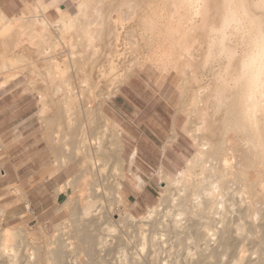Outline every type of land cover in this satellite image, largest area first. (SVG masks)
I'll return each mask as SVG.
<instances>
[{
  "label": "bare ground",
  "instance_id": "bare-ground-1",
  "mask_svg": "<svg viewBox=\"0 0 264 264\" xmlns=\"http://www.w3.org/2000/svg\"><path fill=\"white\" fill-rule=\"evenodd\" d=\"M73 1L74 4L79 6V10H83L84 13L85 10L89 9L87 0ZM62 2L63 0H50L45 3L41 0H37L32 6L29 5L30 7H26L12 18H6L3 14L0 15V23H2L0 24L2 26V30H0V59L2 61V64H0L2 66L0 69L3 75L9 73L12 70L11 67L14 68L12 66L13 62H20L23 56H21V49L23 46H35L34 43L36 41H33V38H39V40L43 42L51 41V44H53L51 46H57L61 43H67L66 45L69 46L68 44L71 43L73 38L71 40L69 39L70 41L68 42L64 41L68 39V29L72 28V26L74 27L76 23L73 22L74 19H71L67 12V7H65ZM99 3L97 2L98 5ZM257 3L258 0H144L141 2L143 7L142 10L141 8L139 9L140 11L138 10L141 12L140 16H136L139 18L138 28H136V30H139L138 35L140 36L139 40L142 42L144 48V57H142L143 60L139 64H136L138 66L140 65V67L145 65L153 66L159 77L171 73H176L180 76L187 70H190L188 82H190V79L196 89L193 90L192 98L189 102L190 109H187V112L185 109L184 110L190 117L195 118L197 121L195 124L192 121L195 125V127H192L194 134L191 135L192 132L190 131L193 142H197L195 154L192 155L193 157L190 158L185 166L178 170L173 177L167 176L162 171L158 172L160 177L158 179V184L162 190L159 201L145 212L146 214L140 219V222L138 221L139 223L142 222V224L143 222H148L146 224L150 222L152 225L150 234H144V232H142V227L145 226V223L140 227L137 226V233L134 231V233H136L134 237L138 238L137 241L140 238V243L138 244L141 246L142 258H140L141 256L138 257L133 251H129L131 249H128V245L124 244V239H122L123 236L121 238L116 237L117 235H121L120 231L118 234V228H122L123 230L125 228V230H128V224L134 222L136 219L134 220V217L130 214L118 215L117 218L114 219L111 211L108 209L113 203L115 207L122 202V194L120 195L122 185L120 184V180L124 179L122 170L123 163L119 160L120 157H116L120 154L122 147L121 144L117 145L119 142V132L114 140L112 137L110 138V136L106 138L107 136L105 137L103 135L106 134L108 126L110 125L107 117L103 114V119L105 120L103 121L105 123L102 121V124L99 120L94 121L95 116L97 117V115L100 114L98 116L100 117L102 115L100 111L101 104H104L105 100H108L114 95L119 85L125 82L127 77L122 78L121 76V78L116 79L117 82L111 85V80L108 82L109 79L107 80V76H110V74H114L110 76L111 78L119 76L112 73L114 70L112 71L111 66V68H108L109 65L108 67L106 66V69L104 67L105 65L103 67L100 65L103 69H106V71L102 70V68L98 71V67H96V72L98 71L97 78L93 80L90 78H93L96 72L93 77L90 76V70L92 69L93 71L94 68L92 67L89 70V79L93 80V82L90 81L92 82L90 83L88 77L86 78L84 76L83 77L88 80L83 82L84 78L80 77L84 74L83 69L76 66L78 70L80 69L79 71L83 73L81 74L79 72V75L81 74L79 77L82 80L80 81L79 78L76 79V81H78V83H87V88L85 84H82V86L84 85L82 88L84 90L86 88L87 92L84 93V90H81L82 88H77V90H81H79L77 94H85L84 96H80L85 98V100L83 98L84 102L86 101L82 103V106L80 103L82 98L79 97V99L77 97V100L73 98L76 96L74 92L77 91L75 90L77 86L75 87V84L72 85L73 83L70 84V81L77 78L74 76V72H77V68L72 67L71 71L74 70V75H72L75 78H72L69 83L67 82L70 84L68 86H72V90L74 88L75 91H72L70 87V89L66 88L68 86L63 82L66 81L64 79H67L64 78L63 75L68 73L66 71H68L69 66L64 63L63 65L68 68L62 67L63 65L60 64L62 62L55 61V58L54 61H47L50 63H47V66H49L46 67V77L48 76L47 78L50 80L48 84L51 85V83L57 82L59 85L58 81L60 80V85H64L67 90H64L63 86L59 87H63V93L64 91H69V93L65 92L67 98L68 96L69 98H64L62 103L61 101L59 103V100H55L58 105H64V109L58 106L56 110L53 108V103L55 101L52 102V96H55V93L52 96L47 93L45 94V92H47L45 90L46 88L43 89L45 90V92L43 91L44 94L39 91L41 93L40 99L43 97L46 98V95H48L47 98H52V101H45L48 102L47 105L51 103L49 108L51 109L52 107L55 111L53 114L56 113L54 116L56 117V121L53 120V122H51L54 117L52 119L44 117L46 121H49V125L46 127H51L50 124L52 123V127L55 123L57 125L59 124L61 128H59V132L63 135L64 127L62 128L60 126L63 124H61L63 117L66 118L64 119V122H66L68 121V116L73 117L75 115L79 120L76 121L77 123L79 122V125L84 121H90V126L94 122H99L100 125L104 123L103 126H99L98 123L95 124L96 126L93 125L96 127L95 130V127H89L88 122L87 124L85 122V124L88 125L86 126L87 128H93L91 131L94 130L91 135L88 136L90 132L89 129H87L88 133L86 134L84 131L85 126H82L83 124L81 125V129L78 125H74L76 123L71 121L72 118H69L70 122H67L69 129H71L69 126H75L79 131L81 129V132H79L80 135L77 130H74V134L80 137L78 140L77 137L68 130L70 132L69 134L75 138H72L75 142L72 145H74L76 149L81 147L80 150H77L80 151L81 155L76 154L77 151L73 153L75 147H72L74 150L72 152L74 155L72 156H76L75 158L80 156L75 159L77 160L75 164L73 162L77 171L75 169L74 176L70 175L72 181H75L78 185L76 186L75 183L70 185L72 181L69 178L71 182L65 181L64 184L66 186L61 184L58 188H65L62 189L63 194L68 196L67 198L69 199L71 194L76 193V197L74 198L76 205L83 204V202L85 205H92L95 201L94 203L91 201L95 200V198H103L102 200L105 202V207H102L103 211L100 214L93 213L89 208L91 205L89 207L81 206L77 211L73 209L72 215L75 218L70 220L69 224L64 223L59 226H54L55 228L51 233H56L58 235L61 232V235L56 236L55 240L51 242L47 240L51 233H47L46 231L40 232V239H42L43 242H35L36 244L34 243L33 245L32 240L36 237H31L30 232H26V230L19 227L0 228V264H161L160 260L163 259L159 258V253L162 249H164L165 254L167 252L168 256L165 257L169 258H167L168 260H166L165 263L162 262L163 264H264V194H262V190H264V73L261 71L258 59L259 51L264 49V8L257 6ZM97 4L95 5L98 6ZM92 9L95 11V8ZM50 10H54L57 16V18L51 22L45 17V14ZM113 11L116 12V10ZM27 14H31V18L34 19V21L29 24L24 22L26 21L24 19ZM120 14L121 13H119V15ZM85 16L86 14H84L83 17ZM51 30H55L56 33L51 34ZM10 31H14L15 33L13 32L14 34L7 35ZM50 37L52 39H50ZM86 38L87 41L90 42V44L87 45H91L92 37L90 32H86ZM36 40L39 41L38 39ZM75 41H72V43L74 44ZM78 43L80 44L75 45L81 46V42ZM75 53L76 52L73 54L75 55ZM8 54H15L17 56H15V58L14 55L8 56ZM73 54L72 57H74ZM50 58L52 57H48V59ZM35 61L30 60L28 64L35 67ZM64 61L68 62L69 60ZM33 67L32 69L34 71ZM114 67L116 66L113 65V68ZM35 70H37V68ZM185 76L186 75L183 77L185 78ZM100 77L106 78L108 82L107 86L103 84L102 86L100 84V81H103ZM69 78L71 79V77ZM62 79L63 81H61ZM113 80L115 81V78ZM186 80H183V90H186V83L188 84ZM72 82L75 83V81ZM88 82L90 86H88ZM97 84L103 87V90L104 88H109L106 92L101 93V97L99 96L100 99L97 98L99 92H92L94 89L95 91L99 90ZM109 85H111L112 88L109 87ZM54 86L57 87V85ZM90 87L92 88L90 89ZM180 87L181 85L178 89H180ZM56 90V93L61 91L60 88H56ZM87 93L89 96L86 95ZM91 95H96L97 97L94 96V98ZM184 96L183 94V97ZM61 97L63 96L61 95ZM189 97L191 96L189 95ZM78 100H80L79 103H76L75 101ZM73 102L76 103L74 108H72V106H74ZM59 108L64 111L66 109L69 113L72 108L75 114L73 113L71 114L72 116H70L67 113L66 115L68 116H66L65 113L67 111L64 112L60 122V116L63 111L59 112ZM46 109L48 111V108ZM38 112L42 117L44 114H49V112L46 113L45 109ZM101 117L96 119L102 120ZM71 122L74 124L72 123V125ZM188 122L191 123L189 119ZM69 123L71 125H69ZM97 127L99 130H103V127L106 131L103 130L104 132L102 131V133H96ZM61 130L63 131L61 132ZM66 130L65 132L68 133ZM45 132L46 131H44V134ZM55 132V137L59 136L60 141L65 140L61 138H64L67 134L62 137L60 134L58 135L56 133L57 136ZM200 132L203 135H206V132H208L209 136L196 137ZM49 133L51 134H46L45 136H49V140H51L52 138L50 137L52 132ZM107 133L109 135L110 131ZM110 134L112 135V133ZM95 135H97V138H95ZM87 136L89 137V146L92 144L91 140L94 142L91 137L95 136L94 139H97V141L99 140V143L106 138L107 140H104L102 144L105 145L106 143V145H110L113 151L109 149L111 152H108V154H114L112 155L116 157L114 159L119 160L121 163L117 164L119 162L116 160H114V162L110 154L109 155L112 157L110 160L114 163L111 164L110 160L108 163V157L110 156L104 153L105 151H109L107 149L108 145H105L106 148H104V150H106L104 152L102 148L105 146L101 148V143L99 144L97 141H95L97 143L96 147V143L95 145L93 143L94 147L92 146V148L94 149L86 147L88 144ZM98 138L103 139L101 140ZM59 139L56 140L58 141ZM108 139H112V141H108ZM47 141L48 140H46V142ZM76 143L77 145H75ZM58 144L60 146V142ZM83 146L86 148L84 149ZM64 147L62 149H64ZM99 147L102 149L103 154L107 156L106 159L108 158V166H110L109 164H111V166L114 164H117V166L119 165V167L121 166L116 169L117 171L115 172L118 174L113 179L111 177L115 172H112L109 176L112 170L107 171L106 168H108V166L106 165V172L104 170L102 174L105 175V173H107V177L111 178L110 180L113 181H110L109 178L107 179L105 177L106 175H101L99 171V169L105 166L104 162H106V159H102V152L99 153L101 150ZM113 147L115 149H113ZM51 148V151L54 152L53 146ZM56 151L57 150L54 152L55 154L51 152L52 156L56 155L53 157H58L59 159L57 158V160H60V156L57 153L58 151ZM74 157L71 158L74 159ZM54 159L57 161L56 158ZM68 159H70L69 156L67 159L63 158V162L61 160L59 161L60 163L56 162V165H54L56 168L54 167V170L57 169L58 164H60V166H58L59 170L65 166V163H70L72 159H70L68 163H64V160ZM91 159L93 162L87 161ZM103 160L105 161L103 162ZM100 161L103 163V166ZM61 162L62 164L64 163V166ZM88 162L90 164L93 163V166H90V164L88 165ZM111 166L109 168H111ZM49 175L51 176L52 173ZM103 176L105 178H103ZM250 176H253L255 179L253 184L248 183L247 179ZM133 179L136 180V184L143 185V181L140 177H135ZM66 182L69 183H67L69 185L68 187ZM236 183L240 185L236 187ZM101 188H103L106 194H108L107 191H111L110 194L112 193V197L109 196L110 194L107 195L112 198H110L111 200L106 197L104 193H101V196L99 194V196H97ZM258 189L261 190V194H259L260 192H256ZM188 190L192 191L191 195H186ZM59 192L61 191L59 190L55 194L57 195ZM68 200L66 202L69 203L70 200ZM186 201L190 202L189 205H186ZM236 203L238 208L235 206ZM233 206L236 207V209H234ZM160 207L163 208L162 214L158 213V211L161 210ZM4 215H6L5 211L0 207V221ZM115 228L118 229H116L117 233H114ZM129 228L131 229V227ZM159 230L162 232V235L158 234ZM123 232L122 234L127 231ZM131 233L129 231V234ZM113 234H117L115 236L117 239L114 238ZM126 235L128 238V232L125 236ZM157 235L161 238H159V236L157 237ZM162 236L164 238H162ZM17 238L19 241L22 239L20 243L23 242V247L22 244H18ZM113 238L115 240H113ZM29 240H31V242H29ZM13 242L22 247V250L16 246L17 244L14 245ZM133 245L136 249L135 244Z\"/></svg>",
  "mask_w": 264,
  "mask_h": 264
},
{
  "label": "rangeland",
  "instance_id": "rangeland-1",
  "mask_svg": "<svg viewBox=\"0 0 264 264\" xmlns=\"http://www.w3.org/2000/svg\"><path fill=\"white\" fill-rule=\"evenodd\" d=\"M91 1V0H90ZM89 0H87V2H88V7H89V9H87V10H85V13L83 12V10L81 11V10H79V6L77 5V4H74V1L73 0H63V2H62V4L65 6V7H67V12H68V14L70 15V17H71V19L73 20V22L74 23H76L75 25H74V27L72 26V28H70V29H68L69 31H68V39H67V41H64V42H68V41H70L72 38H73V40H71V43L70 44H68L69 46H67L66 44L67 43H65V44H58L57 46H51V45H53V44H51V41H49V42H43V41H41V40H39V38H33V41H36L34 44H35V46L34 45H32V46H23L22 47V49H21V56H22V59H24V60H20V62L18 61L17 63L16 62H13L12 63V66L14 67V68H12L11 67V71L9 72V73H5L4 75H3V73H2V71H1V69H0V87H2V86H6V85H8V84H11V83H13V82H15V81H19L20 83H22V88L26 91V92H28L29 94H31L32 96H33V104H32V110H33V118H32V125H34V128H35V130L37 131V136H35V138H36V143L34 144V145H32V147L31 148H29V154L31 155V157H33L35 160H37V163H39V164H43L42 165V169L44 170V172H45V176L43 177V179H45V180H47V177H48V174L50 173V172H52V170H53V168L55 167L56 168V166H54V165H56V162H59L60 160L63 162V158L64 159H67V157L69 156L70 157V159H72V160H70V159H68V160H64V163L65 162H69V160L71 161L70 163H68V164H66L65 163V166H64V163L62 164V162H61V164L64 166L63 168H60L61 170H62V172L60 173L61 175H60V179H59V183H61V184H64V181H72V179H71V176H74L73 174H74V172H75V166L73 165V162H74V164H75V162L77 161V160H75V159H77V158H79V157H77V158H75L74 156H72V155H74L73 153H75L77 150H80V148L81 147H79V149H76V147L74 146V145H72V144H74L75 142H74V136H76L75 134H74V130H77L76 128H75V126L74 127H71V126H69L71 129H69L68 128V121L70 122V120H69V118L71 119L72 118V120L71 121H73V122H75L76 124H74L73 122H71V124L73 123L74 125H78L80 128H81V125L84 127L85 126V132H86V134L88 133V130L87 129H89V127H92L93 125H95V124H99V126H103L104 125V119H103V114H104V116H106L107 117V115H106V112H105V105H106V103H107V101L111 98H109L108 100H105V102H104V104H101V108H100V111H101V113H102V117H101V119L102 120H100V119H96V118H100V117H98L99 115H97V117L95 116V119H94V117H93V119H94V121H98L99 120V122H101V124H102V121L104 122L103 123V125H100V123L99 122H94V123H92V125L90 126V124H89V122L90 121H84V122H82V121H80V122H82V124L81 125H79V122L77 123L76 121L78 120V118L77 117H75V116H73L74 117V119H75V121H74V119H73V117H69L68 115H70V116H72L71 114H73L74 112V110L72 109V108H74L75 107V104L76 103H79V101L80 100H78V101H75L76 103H74L73 105L74 106H72V108H71V112L69 113L66 109H65V111L63 110L64 109V105L63 104H60V105H58L56 102L59 100V103H60V101H61V103L64 101V98H66V99H68L69 98V96H68V98H67V94H65V92H67V93H69V91H64V93L62 92L63 90H62V88L64 87V90H67L66 88H68V89H70V90H72V86L70 87V86H68V85H70V84H72V85H74L75 84V87H76V89L75 90H77V88H79L80 87V89L82 88V87H84V85L82 86V84H85V87H86V84L87 83H83V82H85V80L87 81L90 77H89V70L92 68V67H94L93 68V71H92V69L90 70V72H91V74H90V76L91 77H93L94 76V73L96 72V67H98V71H99V69L100 68H102L104 65V67L107 69V67H108V65H109V67L108 68H111L112 69V73H115V75L116 76H119V77H115L114 76V78H115V81L113 80L114 78H111L110 76L112 75H114V74H110V76H107V80L109 79V81L108 82H110V80H111V85H112V83H114V82H117L116 81V79L117 78H121V76H122V78H125V77H127V80L125 81V82H127L131 77H133V76H135L136 75V73L137 72H139V71H141L142 69H151V70H153L154 71V73H156V75L158 76V74H157V71H156V69L153 67V66H151V65H145V66H141L140 67V65L138 66L137 64H139L142 60H143V58L142 57H144L143 56V54H144V48H143V45H142V42L139 40L140 38V36L138 35V29L136 30V28H138V21H139V18H137L136 16H140V14H141V12H139L140 10V8H141V10H142V7H143V4H141V2H143L144 0H93V1H91L90 2ZM101 1V2H100ZM35 2V1H34ZM33 2V3H34ZM48 2V1H47ZM97 2L99 3H101V5H100V3H99V5L97 4ZM131 2V3H130ZM33 3H31L30 4V6H32L33 5ZM95 4H97L98 6H96ZM29 5H28V7H30ZM78 6V7H77ZM27 7V8H28ZM119 7H120V10H119ZM78 8V9H77ZM92 8H95V11L92 9ZM116 8V9H115ZM93 10V11H92ZM99 10V11H98ZM113 10H116V12L115 11H113ZM139 10V11H138ZM120 11V12H119ZM80 12H81V14H80ZM83 12V13H82ZM96 12V13H95ZM75 13H76V15H75ZM93 13H95V14H93ZM119 13H121L120 15H119ZM80 14V15H79ZM84 14H86V16L85 17H83L84 16ZM131 15V16H130ZM27 17V18H26ZM25 17V19L24 20H26V21H24L25 23H27V24H29V23H31V22H33L34 21V19H32L31 17V14H27V16ZM45 17L48 19V21H53V20H55L56 18H57V16H56V13H55V11L54 10H51V11H49V12H47L46 14H45ZM82 21V22H81ZM96 22V23H95ZM73 23V24H74ZM0 24H2V23H0ZM77 25V26H76ZM76 26V27H75ZM0 30H2V26L0 25ZM1 32V31H0ZM14 31H10V33H8L7 35H9V34H14L13 33ZM51 32V34H53V33H56V31L55 30H51L50 31ZM86 32H90L91 33V45H87V44H90V42H88L87 41V38H86ZM30 33V32H29ZM77 34V35H76ZM83 34V35H82ZM69 35H70V37H69ZM74 35H76V36H74ZM78 36V37H77ZM36 39H38L39 41H37ZM50 39H52L51 37H50ZM70 39V40H69ZM76 40V41H75ZM81 40V41H80ZM86 40V41H85ZM72 41L74 42L75 41V43L73 44L72 43ZM77 42V43H76ZM78 42H81V46H78L80 43H78ZM85 42H87V43H85ZM38 43V44H37ZM44 43V44H43ZM72 44V45H71ZM75 44H78V45H75ZM84 44V45H83ZM67 46V47H66ZM77 46H78V48H77ZM94 46V47H93ZM46 47V48H45ZM55 47V48H54ZM77 49H76V48ZM48 48H50V49H48ZM54 48V49H53ZM69 48V49H68ZM88 48V49H87ZM90 48V49H89ZM39 49V50H38ZM72 50H73V52H72ZM37 51V52H36ZM41 51V52H40ZM68 51V52H67ZM71 52H72V54L74 53V52H76L75 53V55L73 54V56L74 57H72V54H71ZM68 53V54H67ZM16 54V53H15ZM15 54H8V56H12V55H14V57L15 56H17V55H15ZM81 55V56H80ZM36 56H37V58H36ZM69 56V57H68ZM48 57H52V58H50V59H48ZM67 57V58H66ZM1 58V57H0ZM16 58V57H15ZM41 58V59H40ZM44 58V59H43ZM54 58H55V61H57V62H62V63H60V64H64L65 63V65H67V66H69V68L67 67V66H65V65H61L62 67H67L68 68V71H66V72H68L67 74H65V75H63V77L64 78H67V79H64V80H66V81H63V79L61 80V81H63V82H65L66 84L65 85H67L68 87H66L65 88V86L64 85H60V80L58 81L59 82V85H58V83L57 82H55V83H51V85L50 84H48L49 83V79L46 77V75H47V73H46V67H48L47 66V63H49V62H51L50 60H52V61H54ZM72 58V59H71ZM109 58V59H108ZM137 58V59H136ZM35 61V59H36V61H35V67H33L32 65H29L28 64V62L30 61ZM71 59V60H70ZM64 60H69L68 62H65ZM111 60V61H110ZM47 61H49V62H47ZM64 61V62H63ZM45 62V63H44ZM72 62V63H71ZM0 63L2 64V61H1V59H0ZM67 63V64H66ZM114 66H116V67H114L113 68V65ZM137 63V64H136ZM0 64V67L2 66ZM46 64V65H45ZM50 64V63H49ZM103 64V65H102ZM102 67H101V66ZM138 67H137V66ZM30 66H32L33 68H34V71H33V69H32V67H30ZM79 67H81L80 69H83V72H84V74L83 73H81L82 71H79L78 70V68ZM100 66V67H99ZM107 66V67H106ZM111 66V67H110ZM72 67H75V68H77V72L75 71L74 72V70L73 71H71L72 70ZM37 68V70H35ZM75 68H73V69H75ZM30 69V70H29ZM106 69H103L102 68V70H105L106 71ZM110 69V70H111ZM65 70H67V69H65ZM95 70V71H94ZM101 70V69H100ZM109 70V71H110ZM29 71V72H28ZM33 71V72H32ZM36 71V72H35ZM70 71V72H69ZM97 71V72H98ZM108 71V70H107ZM65 72V71H64ZM65 72V73H66ZM73 72H74V74H73ZM79 72L81 73V74H83L82 76H80L79 75ZM97 72L95 73L96 75L93 77V78H90V79H93V80H96L95 78H97ZM119 72V73H118ZM77 73V74H76ZM111 73V72H110ZM117 73V74H116ZM37 74V75H36ZM41 74V75H40ZM75 76V77H77V78H75L73 75ZM119 74V75H118ZM40 75V76H39ZM184 75H186L185 76V78L183 77ZM7 76V77H6ZM37 76V77H36ZM39 76V77H38ZM44 76V77H43ZM73 76V77H72ZM82 78L83 76L84 77H88V79H86V78H84L83 79V82L82 83H78V81H76V79H79L80 77ZM69 77H71V79L69 78ZM109 77V78H108ZM159 77V76H158ZM188 77L190 78V70H187L183 75H178V74H176V73H171V74H169V75H166V76H162V77H159V78H165V79H167V80H169V83H172V85H171V89H172V92H173V96H174V99H175V101L177 102V106H176V111L179 113V114H181V116H182V119H183V122H184V125H186V126H184L183 125V133H184V135L190 140V142H191V145H192V148H193V153H192V155H194L195 154V152H196V143L197 142H193V139H192V137H191V135L192 134H194L193 133V128L192 127H195V122H197L196 120H195V118H193V117H190L189 116V114H187L186 112H187V109H190V106H189V102H190V99L192 98V94H193V90H195L196 88L194 87L195 85L193 84V82L189 79V81L191 82H188ZM72 78L74 79L75 78V80H72ZM80 78V81L82 80ZM101 78V80H103V81H100V84L102 85H106L107 86V81H106V78H102V77H100ZM183 78V79H182ZM89 79V82L90 81H92L93 82V80H90ZM99 79V78H98ZM97 79V80H98ZM104 79H105V82H106V84H105V82H104ZM182 79V80H181ZM187 79V80H186ZM70 80H72V81H75V83L74 82H72V81H70ZM100 80V79H99ZM112 80H113V82H112ZM186 80V82H188V84L186 83V86H185V89L186 90H183L182 89V86H183V83H184V81ZM45 81V82H44ZM69 81H70V84H68L69 83ZM119 81V80H118ZM68 82V83H67ZM89 82H88V86H90L89 85ZM92 82H90V83H92ZM102 82V83H101ZM125 82H122L121 84L123 85ZM182 83V84H181ZM99 84V83H98ZM97 84V85H98ZM99 84V85H100ZM110 84V83H109ZM121 84L119 85V87L121 86ZM48 85V86H47ZM54 85H57V87H55ZM80 85V86H79ZM98 85V87H99V90H96L95 91V89H94V91H92V92H99L98 93V97L96 96V95H94V96H96L98 99H100V95H101V93H103V92H106V90L107 89H109V88H104V90H103V87H101V86H99ZM102 85V86H103ZM111 85H109V87H111L112 88V86ZM181 85V87H180V89H178V87ZM194 85V86H193ZM50 86V87H49ZM59 86H63L62 88L61 87H59ZM52 87V88H51ZM70 87V88H69ZM101 87V88H100ZM119 87H118V89H119ZM194 87V88H193ZM46 88V89H45ZM56 88H60L61 89V91L60 90H58V91H60V92H57L56 93ZM87 88V87H86ZM86 88H85V90L82 88L81 90H84L83 92L85 93V92H87L86 91ZM92 87H90V89H91ZM95 88H97V87H95ZM43 89H45L47 92H45V90H43ZM48 89V90H47ZM80 89H78L77 91H75L74 90V88H73V90L75 91L74 93H76L74 96L75 97H73V98H75L74 100H77L81 95L82 96H84L85 94H81L80 95V93L79 94H77L78 92H79V90ZM88 89H89V87H88ZM101 89H102V91H101ZM117 89V90H118ZM191 89V90H190ZM52 90H53V92H52ZM54 90H55V92H54ZM72 90V91H73ZM80 90V91H81ZM42 92L43 93V91L45 92V94L47 93L48 95L50 94L51 96L52 95H54V93H55V96H52L53 97V101L51 100V99H49V98H47L48 97V95H46L45 97L46 98H39L40 96H41V93L40 92ZM39 92V93H38ZM117 92V91H116ZM116 92L114 93V94H116ZM60 93V94H59ZM94 93H92V94H94ZM44 94V93H43ZM182 94V95H181ZM183 94L185 95L184 97H183ZM187 94V95H186ZM61 95L63 96V97H61ZM78 95V96H77ZM87 96H89L88 95V93L86 94ZM189 95L191 96V97H189ZM43 96V95H42ZM92 97H94L93 95H91ZM90 96V97H91ZM100 96V97H99ZM114 96V95H113ZM78 97V98H77ZM80 98H82V97H80ZM79 98V99H80ZM84 98V97H83ZM83 98H82V101H80V103L82 104L84 101H83ZM95 98V97H94ZM96 98V99H97ZM184 98V99H183ZM65 99V100H66ZM86 99H87V97H86ZM48 100V102H49V100H51L52 102H54L55 100H57V101H55L54 103H53V108L54 109H56L57 110V107L58 106H61L63 109H60L59 110V112H62L61 114V119H60V122H61V120H62V116L64 115V112H66L65 113V115L68 113V115H66V116H68V121H66V122H64V119H66L65 117H63V121L61 122V124L63 125H60L62 128H63V130H61V132L63 131V135H65V134H67V135H65V137L64 138H61V139H65V140H62V141H60V139H59V134H60V136H62L63 137V135H62V133H60L59 131H60V127H59V124L57 125L56 123L54 124V126L52 127V124H50L51 125V127L49 128V127H46L47 125H49V121H46L45 119L47 118V117H49V119H52L55 115H56V113H54L53 114V112H55L54 111V109L51 107V109L49 108L50 107V104L51 103H49V105H47L48 104V102H46V101ZM84 100H85V98H84ZM97 101H99V100H97ZM45 103V105H44V103ZM86 102V101H85ZM84 102V103H85ZM181 102V103H180ZM183 102V103H182ZM185 102V103H184ZM43 103V104H42ZM56 103V104H55ZM99 103V102H98ZM80 104V105H81ZM186 104V105H185ZM78 105V104H77ZM184 105V106H183ZM45 106V107H44ZM46 106H48V107H46ZM82 106H83V104H82ZM56 107V108H55ZM77 107V106H76ZM40 108H42V109H45L46 110V113H48L49 112V114H44L43 115V117L40 115V113L38 112V111H41L42 109H40ZM46 108H48V111H47V109ZM181 108H182V110H181ZM186 110V112H185V110ZM52 111V112H51ZM50 112H51V114H50ZM75 114V113H74ZM45 115H47V116H45ZM51 116V117H50ZM42 117V118H41ZM44 117H46V118H44ZM56 117H54V119H52V121L51 122H53V120H55L56 121V119H55ZM192 120H191V119ZM49 119H47V120H49ZM188 119H189V121L192 123H189L188 122ZM45 120V121H44ZM107 120H109L108 122H109V126H108V131H110V133H112V135L109 133V135H108V131L106 132V134L105 135H103V136H107L106 138H108V136H110V138L112 137V139L114 140L117 136H118V134H119V142H118V138H117V145L119 144H121L120 142H121V137H120V129H119V127L115 124V122H113L111 119H109L108 117H107ZM54 121V122H55ZM58 121V120H57ZM79 121V120H78ZM112 121V122H111ZM194 122V124H193V122ZM45 122H48V123H45ZM50 122V123H51ZM59 122V121H58ZM85 122H86V124H87V122H88V124H89V127L87 128L86 126H88V125H86L85 124ZM187 122V123H186ZM91 123V122H90ZM65 124V125H64ZM70 123H69V125H71ZM72 124V125H73ZM55 125H57V126H55ZM67 125V126H66ZM192 125V126H191ZM45 126V127H44ZM96 126V125H95ZM95 126H93V128L95 127ZM188 129H186V128ZM49 128V129H48ZM60 128V129H59ZM66 128H67V130H66ZM73 128H75V129H73ZM78 128V127H77ZM93 128H91V129H89L90 130V134L88 133V136L89 135H91V133L94 131H91ZM192 128V129H191ZM51 129V130H50ZM82 129V128H81ZM81 129H80V131L79 130H77V132L79 133V132H81ZM95 130H96V127L94 128ZM102 129L104 130V131H106L103 127H102ZM110 129V130H109ZM117 129V130H116ZM191 129V130H190ZM195 129V128H194ZM56 132H55V131ZM65 130L66 131H68V130H70V132H71V134L73 133V135L74 136H72V135H70L69 133V131H68V133H66L65 132ZM73 130V131H72ZM87 130V131H86ZM99 130V128L97 127V131ZM103 130H99L98 132L97 131H95L96 133H102V131ZM112 130V131H111ZM114 130V131H113ZM44 131H46L45 132V134H44ZM52 132V135H51V137L50 138H54L52 141L51 140H49V136H45L46 134H48V135H50L51 133H49V132ZM103 131V132H104ZM186 131V132H185ZM190 131L192 132L191 133V135H190ZM54 132H55V134L58 136V137H55V135H54ZM114 132V133H113ZM116 132V133H115ZM119 132V133H118ZM189 132V133H188ZM95 133V134H96ZM118 133V134H117ZM201 132L196 136V137H207V136H209V134H208V132H206V135H203V134H201ZM205 134V133H204ZM54 135V136H53ZM70 135V136H69ZM79 135H80V133H79ZM78 135V136H79ZM102 135H101V137H102ZM45 136V137H44ZM78 136H76L77 137V140L80 138V137H78ZM87 136V137H88ZM96 136V137H95ZM94 137L95 138H97V135H95ZM47 137V138H46ZM94 137H91L93 140H94V142H92V140H91V146H89L90 144H89V137L87 138V142H88V144H87V142H86V144H87V146L86 147H89L90 149L92 148V146L94 147V145H95V141H97V139L95 140L94 139ZM100 137V136H99ZM114 137V138H113ZM191 137V138H190ZM72 138H74V139H72ZM106 138H104V140L106 141L107 139ZM56 139H59L58 141L56 140ZM98 139H101V138H98ZM103 139V138H102ZM101 139V140H102ZM112 139H108V141H112ZM46 140H48L47 142H46ZM57 142H56V141ZM77 140H75V141H77ZM104 140L102 141L103 143H104ZM197 141V140H196ZM60 142V146H59V143ZM62 142H64V143H62ZM102 142H100L101 143V145H99L100 143H99V140L97 141V143H99L98 145L99 146H101V148L103 147V146H105L106 145V143H105V145H103L102 144ZM49 143H54V144H49ZM58 145H57V144ZM78 143H79V141H78ZM93 143H94V145H93ZM97 143H96V145H95V147L97 146ZM107 143H110V142H107ZM193 143H195V144H193ZM55 144H56V148H55ZM62 144V145H61ZM65 144V145H64ZM67 144V145H66ZM72 145V146H71ZM75 145H77V143L75 144ZM108 145V144H107ZM106 145V146H107ZM0 146H2V149L0 150V162L3 160V159H5V158H8L7 156H8V153H7V151H6V148H5V146H4V144H2V143H0ZM53 146V149H54V152H55V150H57L56 152L59 154V156H60V160H57V158L58 157H53V156H56V155H53L52 156V153L51 152H53V151H51L52 150V147ZM57 146H58V148H57ZM65 146V147H64ZM70 146H71V148H70ZM80 146H82V145H80ZM106 146L105 147H103L102 149H103V152L106 150H104V148H106ZM64 147V149H62ZM72 147H75L74 148V150H73V148ZM84 147V149L86 148L85 146H83ZM82 147V148H83ZM68 148V149H67ZM100 148V147H99ZM100 148V149H101ZM92 149H94V148H92ZM102 149L100 150V152L99 153H101L102 152ZM107 149L109 150H112V147L110 146V145H108V147H107ZM113 149H115L114 147H113ZM105 151L104 153H106V154H108V152H111V151ZM60 151V152H59ZM74 151V152H73ZM113 151V150H112ZM53 152V153H54ZM73 152V153H72ZM103 152H102V154H103ZM60 153H61V155L62 156H64V157H62L61 155H60ZM66 153V154H65ZM81 153H83V152H81ZM55 154V153H54ZM76 154H78V155H81L80 154V151H77V153ZM75 154V155H76ZM110 154V153H109ZM108 154V156H112V155H114V154H110L109 155ZM120 155V156H119ZM118 156H116L117 158L118 157H120V161L123 163V160H122V158H121V151H120V154H119ZM58 156V155H57ZM102 156V155H101ZM108 157L107 159H108V163H109V160H110V158L112 159V157H113V161L114 160H116V159H114V158H116V157H114V156H112V157ZM71 157H74V159L73 158H71ZM103 158L102 159H106V155L105 154H103V156H102ZM105 157V158H104ZM193 156H191V158H192ZM54 158H56V160L57 161H55V159ZM59 159V158H58ZM102 159H100V160H102ZM107 159H106V162H104L105 160H103V162H104V167H102L101 169H99V171H100V173H101V175H104V174H102L103 172H104V170H105V172H106V169H107V171H110V170H112L111 172H110V174H109V176L112 174V172L114 173L115 171H117L116 169H118V168H120L119 167V165L117 166V164H120L121 162L119 161V160H116L117 162H119V163H117V164H114V165H116L117 166V168H116V166H114V165H112L111 166V164L112 163H114V162H111V160H110V163L111 164H109L110 166H111V168H109L110 166H108V164H107ZM75 160V161H74ZM54 161H55V164H54ZM87 161H90V162H93V160L91 159V160H87ZM101 162V161H100ZM99 162V163H100ZM60 163V162H59ZM102 163V162H101ZM100 163V164H101ZM58 164V163H57ZM90 163L88 162V165H89ZM93 166V163L92 164H90V166ZM108 166V168H106L105 169V167H107ZM123 165H124V163H123ZM122 165V170H123V176H124V179H122V180H120L121 181V185H122V191H121V193H120V195H121V197H122V202H120V204L119 205H117V206H115L114 207V203H113V205L111 206H109L108 207V209L111 211V214H112V217L114 218V219H116L117 218V216L118 215H124V214H130L132 217H134V222H131L130 224H128V230L126 229L125 230V228H124V230L121 228H115V231H114V233H117V231H116V229L118 230V234H119V231H120V233H121V235L120 236H118L117 234H113V236H114V238L115 239H117V238H121L122 236V239H124V244H126V245H128V249L130 248L131 250H129V251H133V253H136L137 255H138V257H140V258H142L143 257V255H141L142 253H141V246H140V244H138V243H140L139 242V240H140V238H139V240L137 241V239L138 238H135L134 236H135V234L138 232H136V230L138 229V227H140L141 225H143L145 222H143V224H142V222L141 223H139L140 222V219L146 214L145 212L147 211V209L149 208L150 209V207H152V206H154V205H156V203L159 201V197H160V194L162 193V190H161V188H160V186H159V182H158V179L160 178L159 177V174H158V172L156 173V172H151L152 173V175H149L148 176V178L147 179H143L142 181H143V185H136V183H135V185L133 184V178H135L136 176H138V174L136 173V172H134V170H131V167H128V168H125L124 166ZM58 166H60V164H58L57 165V169L56 170H58ZM102 166H103V163H102ZM115 168H114V167ZM114 170H113V169ZM93 169V168H92ZM65 170H67V175H66V173H65ZM76 171H77V169H76ZM109 173V172H108ZM116 173V172H115ZM115 173L114 174H112V177L111 178H113L114 179V177L115 176H117V174L118 173H116V175H115ZM0 174H3L4 175V173H3V169L0 167ZM71 175V176H70ZM106 175V176H105ZM105 177L108 179L109 177H107V173H105ZM114 175V176H113ZM103 176V178H105ZM135 176V177H134ZM67 177V178H66ZM170 177H173V176H170ZM69 178H70V180H69ZM111 178H109V180L111 179ZM252 178V179H251ZM107 179H106V182H107ZM109 180H108V182H109ZM248 183H250V184H253L254 182L253 181H255V179H254V177L253 176H250V177H248ZM70 181V182H71ZM110 181H113V180H110ZM68 182H66V184L68 183ZM75 183V181L73 182L72 181V183H70V185L72 184H74ZM69 184V183H68ZM67 184V187L69 186ZM65 185V184H64ZM64 185H63V187H64ZM75 185L77 186L78 185V183L76 184L75 183ZM236 185V187L237 186H239L240 184H238V183H236L235 184ZM8 186H10V187H8ZM66 186V185H65ZM6 187H8L9 188V190H8V194L7 195H9V194H11L12 196H10L9 198H7L6 199V202H7V207L6 206H4V205H1L2 204V200H1V198H0V207H2L3 209H4V211H5V209L7 208L8 210H7V212H5L6 213V218H4L5 217V215H4V217L1 219V221H0V228H8V227H11V228H16V227H19V228H22V229H24V230H26V232H30L31 233V237H36L35 239H36V241H35V239H31L32 240V244L34 245V243L35 242H37V243H41V242H43V240L42 239H40V232L41 231H46L47 233H51V231L55 228L54 226H59V225H62V224H69L70 223V220H72L73 218H75L73 215H72V211H73V209L75 210V211H77V210H79L80 209V207L81 206H87V207H89L90 205H85L84 204V202H83V204L81 203V204H78V205H76L75 203V197H76V193H73V194H71L69 197H70V199L69 198H67L68 196H66V195H64L63 194V191H62V189H65V188H62V189H59L57 186V189L55 190V188H52V186H48V189H49V191H48V193H46L47 194V202H46V206H45V210L42 212V211H39V212H36V211H34V210H32L31 208H30V206H29V203L27 202V199L25 198V192H24V190L18 185V184H9L8 183V181H3V179L0 177V197H2V196H4V194H5V189H6ZM7 188V189H8ZM20 191V195H19V192H18V190ZM50 189H53V190H50ZM61 191V192H59L57 195L55 194L57 191H59V190ZM140 189V190H139ZM55 190V191H54ZM65 191V190H64ZM103 190V188H101L100 189V192L99 193H97V196H101V193L103 194H106V192ZM136 192V193H138V194H142V196L145 198H147V199H145V201H146V204H145V206H144V210L143 209H141L140 211L138 210V212H136V211H133V205H132V201H133V198H131L130 197V199L129 200H127V192ZM69 192V191H68ZM111 192V191H110ZM110 192L109 191H107V193L108 194H106V197H108L109 199L112 197L111 196V194H110ZM256 192H260L259 194H261V190H256ZM135 193V194H136ZM191 193H192V191L191 190H188L187 192H186V195L188 194V195H191ZM99 194V195H98ZM110 194V195H109ZM258 194V193H257ZM262 194H264V190H262ZM13 195H18V197H16V196H13ZM88 195V194H87ZM107 195H109V196H111V197H109V196H107ZM133 195H134V193H133ZM55 196H57V197H55ZM96 196V197H97ZM21 197V198H20ZM23 198V199H22ZM20 199V200H19ZM70 201H69V200ZM103 199V198H102ZM101 198H95V200H92L91 202L92 203H94V201H95V203L94 204H92L89 208H90V210H92L93 211V213H101L102 211H103V208L102 207H105L104 206V204H105V202L102 200ZM112 199V198H111ZM110 199V200H111ZM69 201V203L68 202H66V201ZM236 200V199H235ZM90 201V200H89ZM130 201V202H129ZM237 201H238V198H237ZM65 202H66V204H65ZM102 202V203H101ZM189 201H186V205H189ZM28 204V206H29V210L28 211H26V205ZM107 204V203H106ZM237 208H238V206H237V203H236V205H235ZM236 207H234L233 206V208L234 209H236ZM161 208V210H159V211H161V212H159L158 210V213H161L162 214V207H160ZM230 208H232V207H230ZM157 213V214H158ZM159 215V214H158ZM139 221V222H138ZM137 223H138V225H137ZM146 223H148V222H146ZM145 223V226H143L142 227V232H144V234H150V232H151V230H152V225L150 224V222H149V224H146ZM138 226V227H137ZM129 227H131V229L129 228ZM133 227V228H132ZM124 231V232H128V238H127V235L125 236V234L127 233H124V234H122V232ZM129 231H130V233H131V231H132V233L131 234H129ZM134 231L136 232V233H134ZM159 233V235H162V232L159 230L158 231ZM160 232H161V234H160ZM164 233V232H163ZM134 234V235H133ZM28 235H29V233H28ZM58 235H61V232H60V234H58ZM56 233H51V235L47 238V240H48V242H51V241H54L55 240V238H56V236H58ZM117 235V236H116ZM159 235H157V237L159 236ZM117 238H116V237ZM125 236V237H124ZM137 236H138V234H137ZM140 236V235H139ZM30 237V238H31ZM39 239H38V238ZM166 237V236H165ZM19 238V237H18ZM18 238H17V240H18ZM113 238V240H115ZM127 238V239H126ZM135 238V239H134ZM159 238H161L160 236H159ZM162 238H164L163 236H162ZM65 239V238H64ZM121 239V240H122ZM125 239H126V241H125ZM31 240H29V242H31ZM164 240H166V239H164ZM16 241V240H15ZM21 241H22V239H21ZM21 241H19L18 240V244L20 245V244H22V247H23V242L22 243H20ZM123 241V240H122ZM134 241V242H133ZM13 244H14V242H13ZM17 243H15L14 245H16ZM18 244L16 245L19 249H21L22 247H20V246H18ZM36 244V243H35ZM133 244H135V246H136V249L134 248V245ZM138 246H137V245ZM131 245V246H130ZM164 245H166V244H164ZM50 246H52V245H50ZM50 246H48V247H50ZM22 250V249H21ZM164 252V253H163ZM161 253V254H160ZM160 253H159V258L160 259H163V260H165V261H163V260H160L161 262V264H163V263H165L166 262V260H168L169 258L168 257H165V256H168L167 255V252H166V254H165V251H164V249H162L161 251H160ZM116 256H117V253H116ZM165 257V258H164ZM168 258V259H167ZM163 262V263H162Z\"/></svg>",
  "mask_w": 264,
  "mask_h": 264
},
{
  "label": "crops",
  "instance_id": "crops-1",
  "mask_svg": "<svg viewBox=\"0 0 264 264\" xmlns=\"http://www.w3.org/2000/svg\"><path fill=\"white\" fill-rule=\"evenodd\" d=\"M34 1L37 0H0V15L12 18ZM41 1L47 3L50 0ZM171 85L169 80L159 78L153 70L142 69L121 85L105 105L107 117L121 131L123 166L131 167L141 180L156 171L174 176L193 153L191 142L183 133L184 122L176 111L177 102ZM33 99L19 81L0 87V143L4 144L8 153V158L0 162L4 173L0 177L9 184H18L24 190L30 208L43 212L48 186L55 188L61 185L59 179L62 170L53 168L50 172L52 175L49 173V178L45 180L43 164L37 163L29 154V148L36 143L37 136L32 125ZM65 173L67 175V170ZM132 180L135 185L136 180ZM8 187L4 196L0 197L1 205L6 207V199L12 196L7 195ZM135 193L127 192V200L133 198V211L138 212L144 208L147 198ZM29 206L27 204L26 211Z\"/></svg>",
  "mask_w": 264,
  "mask_h": 264
},
{
  "label": "clouds",
  "instance_id": "clouds-1",
  "mask_svg": "<svg viewBox=\"0 0 264 264\" xmlns=\"http://www.w3.org/2000/svg\"><path fill=\"white\" fill-rule=\"evenodd\" d=\"M258 59L261 66V71L264 73V49H261L258 53Z\"/></svg>",
  "mask_w": 264,
  "mask_h": 264
},
{
  "label": "snow or ice",
  "instance_id": "snow-or-ice-1",
  "mask_svg": "<svg viewBox=\"0 0 264 264\" xmlns=\"http://www.w3.org/2000/svg\"><path fill=\"white\" fill-rule=\"evenodd\" d=\"M257 6L264 8V0H258Z\"/></svg>",
  "mask_w": 264,
  "mask_h": 264
}]
</instances>
